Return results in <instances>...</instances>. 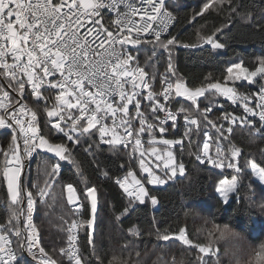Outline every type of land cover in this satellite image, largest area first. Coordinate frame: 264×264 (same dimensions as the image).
I'll use <instances>...</instances> for the list:
<instances>
[{
    "label": "snow or ice",
    "instance_id": "1",
    "mask_svg": "<svg viewBox=\"0 0 264 264\" xmlns=\"http://www.w3.org/2000/svg\"><path fill=\"white\" fill-rule=\"evenodd\" d=\"M225 2L226 0H208L196 15H201L213 4L219 6ZM105 9L115 17L107 27L101 22ZM173 19L167 0H0V78L6 82V86L0 84V130H8L11 137L8 151L0 150L4 157L0 165V178L7 182L10 195L9 225L15 222L8 231H14L18 238V250L27 251L37 264L56 262L40 246L38 230L33 223L36 197L24 186V161L33 157L34 153L38 155L43 152L53 154L59 161L75 162L66 143H55L42 134L38 127L37 113L24 100L26 95L33 96L37 102L45 101L44 111L48 125L69 143L79 144L81 136L98 134L100 142L112 148L132 146L134 154L139 152L140 169L142 173H147V183L151 185H164L167 180L176 176L177 171L184 173V165L176 164L171 150L174 144L183 148L182 140L161 139L159 142L167 146L163 157L154 146V131L157 127L160 133L166 132L165 124L169 120L173 122L172 127L178 126L177 112L169 107L173 101L180 103L176 100L177 97L191 102L188 107L182 105L178 109L179 113H185V137H190L193 131L199 135L200 118L219 134L215 138V158L209 155L212 139L208 138L207 131L204 132L206 139L203 142V155L195 154L197 160L203 163L206 159L216 168H224L229 159L219 143L220 137L227 139V136L222 130L223 124L217 125L209 118L212 107L209 105L200 108L201 97L218 95L242 106L245 117L238 118L223 113L219 118L228 121L229 125L239 120L241 124L251 126L252 118L258 117L260 127L255 128V132L260 133L261 128H264V84L260 85L258 92L251 95L240 94L235 87L228 86V82L234 83L241 79L249 84H256L257 78L264 80V57L257 58L258 64L254 70L244 66L243 59L233 62L226 69L224 83L210 82L192 89L182 79H173L175 73L169 51L168 74L161 77V91L152 89L156 76L152 74L149 77L144 68L139 66L136 62L137 54L143 44L154 45L153 55L156 54L157 45L169 50L176 42V37L165 41L162 36L168 32ZM220 31L221 29L216 30ZM215 37L216 33H213L202 36L201 40L212 49L224 48V44ZM6 88L16 95H10ZM46 92L54 94L55 103L50 108L46 103ZM144 100L148 101L150 117L142 111ZM130 106L135 110L134 113L130 111ZM193 111L199 117L193 116ZM161 112L164 113L163 119L159 115ZM151 120L159 123H152ZM231 131L229 126L227 132ZM144 134L149 138L148 150L155 155L156 160L163 159L162 176L145 164V151L141 150ZM228 151L233 161L241 155V149L235 145H230ZM226 167L237 174L244 170L235 162H227ZM245 167H250L251 175L264 183V167L251 161L246 162ZM60 172V164L55 163L50 170H46V175L55 178ZM104 175L107 176V173ZM142 179L144 178H137L129 170L115 182L123 189L130 202L144 204L147 198L155 206L158 201L155 196L149 195ZM238 184L236 174L231 179L219 181L216 192L224 204L229 203V194L237 191ZM85 185V199L90 201L93 218L74 220L69 226L68 247L61 248L60 252L68 257L71 264H87L76 247L75 230L84 225L91 228L97 215L96 189L88 187L86 182ZM65 188L68 204L75 205L79 199L77 189L72 184H67ZM46 194L44 189H39L37 196L43 199ZM25 199L26 211L21 207ZM21 216L25 217L23 230L19 226ZM219 228L220 225H215L213 231ZM3 229L5 225H0V230ZM129 231L133 235H139L135 228ZM156 235L161 241L172 239V235L161 234L159 230ZM212 235L213 232H209V236ZM22 236L23 239H19ZM175 239L184 245H193L183 228L175 235ZM88 241L89 244L93 243L90 232ZM193 246L198 248L199 253L215 255L211 242L209 245ZM261 249L256 252L257 264H264V245H261ZM199 259L201 264H207L202 256ZM16 261L17 253L12 249L11 241L5 234H0V264H15Z\"/></svg>",
    "mask_w": 264,
    "mask_h": 264
},
{
    "label": "trees",
    "instance_id": "2",
    "mask_svg": "<svg viewBox=\"0 0 264 264\" xmlns=\"http://www.w3.org/2000/svg\"><path fill=\"white\" fill-rule=\"evenodd\" d=\"M206 2L208 0H174L168 5V9L176 22L169 35L162 40L176 37V42L169 50L155 46V55L153 44L140 46L136 62L150 76L155 74L153 90H157L161 77L168 74L169 51L175 73L173 79H182L192 89L210 82L224 83L226 69L233 62L243 59L244 66L254 70L258 64L257 58L264 57V0H226L225 3L219 6L213 4L201 15H196ZM108 21L109 18L106 17L104 23L107 24ZM217 29L221 31L216 32ZM213 33H216L215 38L224 44V48L212 49L203 43L201 37ZM257 81L256 84H249L241 79L234 83L228 82V86L235 87L240 94L251 95L258 92L260 85L264 84V80L257 78ZM4 83L6 84L5 81ZM44 95L48 97L47 106L52 107L55 103L54 94L46 92ZM24 100L37 113L38 127L43 135L55 143H66L75 162L59 161L53 154L40 152L24 168V186L36 197L35 225L39 231L41 246L56 264H71L60 253V249L68 242L66 223L76 219L67 202L65 186L72 184L77 189L83 205L77 218L88 220L91 207L85 199V182L88 187L96 189L99 201L94 228L87 225L80 227L78 244L81 257L87 264H201V256L207 264H214L219 257V246H212L215 255H205L199 253L198 248L193 245H209L214 239V226L224 223L231 224L245 234L246 247L258 250L264 245V185L251 175L250 167H245L249 161L264 167V128H261L260 133L255 132V128L260 127L257 118H252L251 126L241 124L239 120L229 125L228 121L219 119L223 113L238 118L245 117L242 106L218 95L200 98V108L210 105L213 111L208 114L209 118L217 125L223 124L222 130L227 139L220 137L219 143L225 156L229 158L226 163L235 162L244 169L239 174L227 168L226 163L224 168H216L208 164V161L201 163L196 159L195 154L203 155L201 147L206 139L205 131L209 134L208 138L212 139L209 155L215 158V138L219 135L202 118L199 119V135L193 131L190 137H185L184 127L175 132L172 128L165 127L167 131L164 133H160L158 127L155 129L156 137L184 138L183 148L177 147L175 154L177 161L184 165L185 174L164 188H152L145 178L142 179L149 195L155 196L158 201L153 206L147 198L144 204L130 202L123 189L115 182L129 170L137 178L142 177L126 150L119 146L112 148L101 144L98 134L81 136L79 144L69 143L48 125L44 111L45 101L37 102L31 95H26ZM176 100L180 103L173 101L170 109L177 112L180 120L185 113H179L178 109L182 105L188 107L191 102L183 97H177ZM130 111L134 113L135 110ZM142 111L150 117L146 100L142 103ZM193 116L199 117V114L193 111ZM150 122L158 124L156 120ZM229 126L232 128L231 133L227 132ZM10 141L9 132H0V150L8 151ZM230 145L241 149V155L234 161L228 151ZM3 160L4 157L0 154V165ZM55 163L60 164L61 172L58 177L50 178L46 175V170H50ZM233 174L238 175V189L229 194V203L224 204L216 188L221 179H231ZM39 189H44L47 193L43 199L37 196ZM9 202L5 182L0 178V224L5 225L3 232L13 239L18 255L16 264H37L31 256L18 250V238L14 231H8L15 224L13 222V225H9ZM21 207L24 209L23 204ZM19 226L22 229L23 216L20 217ZM132 228L137 229L139 235H133L129 231ZM181 228L185 229V234L193 245H184L175 239ZM157 230L161 234L172 235V239L158 240ZM89 232L92 244L88 241ZM209 232H213V235L209 236ZM19 239H23V236ZM254 264H257L256 259Z\"/></svg>",
    "mask_w": 264,
    "mask_h": 264
},
{
    "label": "built area",
    "instance_id": "3",
    "mask_svg": "<svg viewBox=\"0 0 264 264\" xmlns=\"http://www.w3.org/2000/svg\"><path fill=\"white\" fill-rule=\"evenodd\" d=\"M174 0H167V7H168V5L170 4V3H172ZM169 10V9H168ZM170 11V10H169ZM106 17H108L109 18V21H108V23L107 24H105L104 23V19L106 18ZM174 17V16H173ZM115 17H114V14L113 13H110L107 9H105L104 10V12H103V14H102V20H101V22L105 25V27H107V26H109L110 25V23H111V21L114 19ZM138 18V17H137ZM175 22H176V18L174 17V19L172 20V22L170 23V25H169V29H168V32H166V33H164L163 34V36H162V38H164V37H167L168 35H169V33L171 32V30L173 29V27H174V25H175ZM114 30V29H113ZM186 48H188V46H186ZM9 62H11V60H9ZM146 72V71H145ZM149 74V73H148ZM149 77H151L150 76V74H149ZM6 90L7 91H9V93H10V95H12L13 96V94L14 93H12V91H11V89H8V88H6ZM29 91H31V89L29 88L28 89ZM147 90H145V92H146ZM154 91H156V92H160L161 91V84L159 83V85H158V88H157V90H154ZM147 101V100H146ZM148 102V101H147ZM161 102H163V101H161ZM29 105V104H28ZM251 106H254V105H251ZM29 107L32 109V107L29 105ZM169 107H170V105H169ZM132 108H131V106H130V110H131ZM33 110V109H32ZM159 115H160V118L161 119H163V117H164V113L163 112H161V113H159ZM255 118H257L258 119V121H259V118L258 117H255ZM117 119H119V117H117ZM109 123H111V121H108ZM157 123H159L158 121H157ZM172 121L171 120H169L166 124H165V127H168V128H172L173 129V132H175L178 128H183V125H184V123H185V121H184V117L183 118H181L180 120H178V118H177V127H172L171 125H172ZM40 129V128H39ZM41 130V129H40ZM0 132L1 133H7V132H9L8 130H0ZM41 132H42V130H41ZM42 134H43V132H42ZM98 138H99V136H98ZM143 138V137H142ZM170 140H182V143H184V138L183 137H178V138H173V139H170ZM99 142H100V140H99ZM101 143V142H100ZM101 144H104V145H108V144H105V143H101ZM142 149L141 150H144L145 151V155H144V161H145V164L148 166V167H150V168H152L153 169V171L157 174V175H163V173L161 172V168H162V166H163V159L162 160H156V157H155V155H153L152 153H151V151H149L148 149L150 148V144L148 143V141H146V139H142ZM157 149H158V154L159 155H161L162 157L164 156V150H165V148L167 147V146H165V145H163L162 143H158V144H155L154 145ZM119 147H121V148H123L124 150H126L127 152H128V155H129V157H130V159H132L134 162H135V164L138 166V169L140 170V173H141V176L143 177V178H145V180H146V182H147V173H142V171H141V169H140V166H139V152H137V153H133V149H132V146H129L128 148H124L123 146H119ZM177 147H181L180 145H178V144H174V145H172L171 146V150L173 151V155H174V157H175V161H176V164H177V160H176V154H175V149L177 148ZM202 149H203V144H202V147H201ZM201 149V150H202ZM202 154H203V151H202ZM35 153L33 154V157H31V158H29V159H27V160H25L24 161V164H25V166H27V165H29L30 163H31V161H32V159L35 157ZM207 161L206 160H204V162L203 163H206ZM209 164V163H208ZM159 165V166H158ZM184 174H185V171H184V173L183 174H180L179 173V171H177V174H176V176L175 177H173L172 179H169V180H167V182H166V184H164V185H151V184H148L150 187H152V188H164L165 186H167V185H169L170 183H172L174 180H176V179H178V178H180V177H183L184 176ZM169 175H171V173H169ZM143 183V182H142ZM145 186V185H144ZM38 193V192H37ZM65 193H67V191H66V188H65ZM125 196H126V194H125ZM127 197V196H126ZM128 198V197H127ZM129 199V198H128ZM80 205H82V202L78 199V201L76 202V204L75 205H72L71 206V211L74 213V215L76 216V219L75 220H77V221H79V219L77 218V216L80 214V212H81V210H82V208H80ZM23 206H24V209H25V211H26V199H25V201H24V203H23ZM35 210H36V205H34V212H33V223L35 224ZM74 221V220H73ZM73 221H71V222H68V223H66V233H67V235H68V229H69V226L72 224V222ZM24 222H25V217L23 216V227H24ZM1 225V224H0ZM36 226V225H35ZM23 227H22V230H23ZM37 228V227H36ZM38 230V229H37ZM75 232H76V235H77V242H76V247H78L79 248V255H81V249H80V246H79V244H78V238H79V234H80V227H78L76 230H75ZM0 234H5L6 236H7V238L11 241V247H12V249L16 252V249H15V246H14V243H13V239H12V237L8 234V233H5V232H3V230H0ZM25 235H26V232L24 233ZM38 238H39V241H40V246H41V240H40V235H39V231H38ZM67 247H68V242H67V244H66V246L65 247H63V248H65V249H67ZM26 253H27V251H25ZM17 253V252H16ZM61 253V252H60ZM28 254V253H27ZM62 255H64L67 259H68V257L65 255V254H63V253H61ZM29 255V254H28ZM30 256V255H29ZM17 260H18V255H17ZM69 260V259H68ZM17 263V261L15 262V264Z\"/></svg>",
    "mask_w": 264,
    "mask_h": 264
},
{
    "label": "clouds",
    "instance_id": "4",
    "mask_svg": "<svg viewBox=\"0 0 264 264\" xmlns=\"http://www.w3.org/2000/svg\"><path fill=\"white\" fill-rule=\"evenodd\" d=\"M245 239V234L231 224L220 225V228L214 231V239L211 241L214 248L220 247L219 257L214 264H254L256 252L262 249L246 247Z\"/></svg>",
    "mask_w": 264,
    "mask_h": 264
},
{
    "label": "rangeland",
    "instance_id": "5",
    "mask_svg": "<svg viewBox=\"0 0 264 264\" xmlns=\"http://www.w3.org/2000/svg\"><path fill=\"white\" fill-rule=\"evenodd\" d=\"M143 138L144 139H146V141H148V143H149V138H148V136H147V134H144L143 135ZM142 138V139H143ZM161 139H168V138H164V137H156V142H155V144H158V143H160L159 141H161ZM202 149V148H201ZM176 160H177V157H176ZM206 160V159H205ZM207 161V160H206ZM202 163V162H201ZM179 164H181V163H179L178 161H177V165H179ZM184 171H185V167H184ZM181 178V177H180ZM256 178V177H255ZM258 179V178H257ZM4 182H5V185H6V188H7V182L4 180ZM263 185H264V183H262ZM7 191H8V188H7ZM8 195H9V192H8ZM9 198H10V195H9ZM66 198H67V193H66ZM78 201V200H77ZM76 201V202H77ZM70 206H72V205H70ZM156 206V205H155Z\"/></svg>",
    "mask_w": 264,
    "mask_h": 264
},
{
    "label": "water",
    "instance_id": "6",
    "mask_svg": "<svg viewBox=\"0 0 264 264\" xmlns=\"http://www.w3.org/2000/svg\"><path fill=\"white\" fill-rule=\"evenodd\" d=\"M0 82L3 83V84H5L3 78H0ZM5 86H6V84H5ZM26 167L27 166H25V168ZM96 196H97V213H98V211H99V201H98V193H97V191H96ZM88 202L90 204V201L89 200H88ZM90 207H91V205H90ZM96 217H97V215H96ZM92 218H93V216H92L91 209H90V219H92ZM95 222H96V218L94 219V223L91 226L92 229L94 228Z\"/></svg>",
    "mask_w": 264,
    "mask_h": 264
},
{
    "label": "crops",
    "instance_id": "7",
    "mask_svg": "<svg viewBox=\"0 0 264 264\" xmlns=\"http://www.w3.org/2000/svg\"><path fill=\"white\" fill-rule=\"evenodd\" d=\"M23 254L25 253V254H27L25 251L24 252H22Z\"/></svg>",
    "mask_w": 264,
    "mask_h": 264
}]
</instances>
